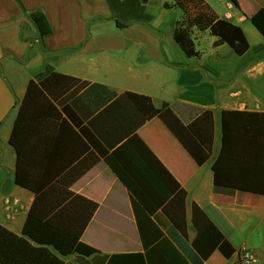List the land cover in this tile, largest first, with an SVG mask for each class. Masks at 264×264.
Returning <instances> with one entry per match:
<instances>
[{
  "label": "crops",
  "instance_id": "1",
  "mask_svg": "<svg viewBox=\"0 0 264 264\" xmlns=\"http://www.w3.org/2000/svg\"><path fill=\"white\" fill-rule=\"evenodd\" d=\"M170 1L0 0V224L17 235L35 200L15 183L16 152L10 144L28 84L47 65L57 74L88 82L74 94L64 83L53 87L57 111L36 126L33 137H49L36 151L45 167L67 166L34 216L45 221L74 196L96 203L67 230L96 252L70 254L63 264H193V203L235 248L229 257L215 249L204 264H264V195L216 191L212 170L221 147V112H264L263 41L247 57L252 49L249 33L255 39L260 34L250 27V18L264 0H205L220 17L241 26L250 43L238 56L243 62L227 68L215 56L227 44L215 46L217 38L209 31L194 30L198 56L182 52L173 39L181 12L165 8ZM35 9L43 11L51 27L42 37L28 17ZM175 11L167 33L163 21ZM116 19L128 25L119 27ZM126 92L150 97L157 108L168 103L184 124L212 110L210 158L198 165L158 116L141 122L136 106L123 96ZM127 132L146 143L186 192V238L170 231L171 222L161 210L150 216L140 211L138 221L134 209L146 207L137 201L134 208L127 188L89 144L90 137L106 144L125 139ZM257 133L260 140V123ZM243 248L254 253L250 262L240 259Z\"/></svg>",
  "mask_w": 264,
  "mask_h": 264
},
{
  "label": "trees",
  "instance_id": "2",
  "mask_svg": "<svg viewBox=\"0 0 264 264\" xmlns=\"http://www.w3.org/2000/svg\"><path fill=\"white\" fill-rule=\"evenodd\" d=\"M164 7L178 8L181 12L175 24L173 39L189 58L198 56L193 40L194 30L209 31L217 38L215 46L227 44L237 56H242L250 48L243 28L220 17L205 0H171ZM28 17L40 37L51 33L50 24L42 10L35 9ZM115 21L119 27L128 25L120 19ZM250 22L264 38V7L252 14ZM61 83L71 89V94L88 84L75 77L57 74L47 65L44 73L30 80L15 120L10 136V144L16 152L15 183L32 192L35 200L21 235L0 224V264H63V258L70 254L88 256L96 252L67 231L76 220L94 210V201L74 196L47 220L41 221L34 216L46 201L45 195L54 187L55 180L67 168L61 166L53 170L45 167L37 159L39 155H36V151L41 143L49 142V137L44 141L33 140L36 126L57 111L53 103V87L58 89ZM123 96L136 106L141 114V122L158 116L198 165L210 158L214 144L212 110H204L190 123L184 124L168 103L157 108L148 96L132 92H126ZM42 109H52L53 112L45 114ZM126 134L125 139L106 142L105 145L98 138L90 137L89 144L127 188L134 208L137 201L146 207L134 209L138 221L140 211L150 216L161 210L171 222L170 231L174 230L178 237L186 238V192L137 134ZM118 138H122V135ZM212 170L216 191L230 193L241 190L264 195V112H221V147ZM192 223L197 229L192 241L195 251L193 264H204L203 260L215 249L226 257L234 253L235 248L230 241L195 203L192 204Z\"/></svg>",
  "mask_w": 264,
  "mask_h": 264
},
{
  "label": "rangeland",
  "instance_id": "3",
  "mask_svg": "<svg viewBox=\"0 0 264 264\" xmlns=\"http://www.w3.org/2000/svg\"><path fill=\"white\" fill-rule=\"evenodd\" d=\"M173 14L166 17L163 21V28L165 29V32H169L172 28H173V25H174V20H175V16L178 14L177 11L175 12H172ZM174 15V16H173ZM179 17V16H178ZM177 17V18H178ZM250 27L254 30V31H257L255 30V28H253V25L250 23L249 24ZM257 33V32H256ZM258 35V38L255 39L254 36H252L250 33H249V37H250V41H251V44H252V49L251 51L249 52L248 56L247 57H252L255 55V51H256V47H257V43H259V41H263L264 43V38L260 35V34H257ZM259 40V41H258ZM177 47V46H176ZM231 52L232 55H234V57L232 56H229L228 53ZM214 55V54H213ZM204 59L206 62H209V54L207 52L204 53ZM216 56V59H217V63L219 64H223L224 67H229V66H232L234 63H239V62H243L242 60H240L241 58H238V56H236L235 54H233L232 50L227 46L225 45L224 48H221L218 52H217V55ZM238 58V60H236ZM227 77V75L225 76ZM263 78H264V74H263Z\"/></svg>",
  "mask_w": 264,
  "mask_h": 264
},
{
  "label": "built area",
  "instance_id": "4",
  "mask_svg": "<svg viewBox=\"0 0 264 264\" xmlns=\"http://www.w3.org/2000/svg\"><path fill=\"white\" fill-rule=\"evenodd\" d=\"M240 259L242 262H250L254 259V253L251 250L243 248L240 254Z\"/></svg>",
  "mask_w": 264,
  "mask_h": 264
}]
</instances>
